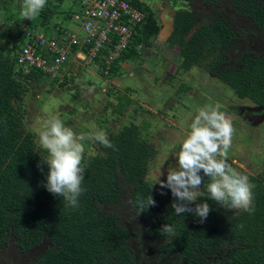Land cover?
<instances>
[{"label": "trees", "instance_id": "trees-1", "mask_svg": "<svg viewBox=\"0 0 264 264\" xmlns=\"http://www.w3.org/2000/svg\"><path fill=\"white\" fill-rule=\"evenodd\" d=\"M184 1L192 8L174 14L169 38L175 37L172 40L178 44L185 66L198 58V48L203 45L209 52L218 51L220 56H227L232 50L235 31L228 26L225 11L216 7L219 3L234 6L237 13L258 27L263 23L264 13L256 0ZM197 4L211 8L196 11ZM54 9L56 7L52 9L45 5L37 23L34 20L23 22L32 27L44 26L45 16L50 19L56 14ZM194 15L203 16L204 23L192 33H187L195 20ZM148 23H151L150 28ZM156 24L146 12L144 23L136 31L139 34L146 32L148 36L156 31ZM15 32L16 38L10 48L12 54H0V245L12 232L24 250L36 246L43 238L50 244L32 264H131L134 253H130L129 245L125 243L128 235L125 219L129 218L127 212L131 209L140 211L138 199L146 201L150 195L156 206H149L139 214L152 216L154 222L149 230L143 229V237H165L160 232L164 224L174 226L179 234L157 250L161 255L176 254L184 264H205L202 260L209 257L206 254L216 251L227 239L216 237L221 231L216 226L220 225L226 226L230 237L243 245L230 254L226 263L264 264V172L258 177H248L255 185L253 213L235 214V210H226L207 199L205 193L196 203L207 202L212 210L200 223L199 217L193 214L176 215L171 207L174 201L172 194L142 181L143 159L151 150L139 143L134 134L129 136L128 129L127 133L109 136L115 150L100 145L97 148L102 153L83 159L86 170L82 187L85 190L79 197L78 208L65 207L61 197L49 193L43 187L47 165H43V172L37 168L44 157L33 150V134L24 132L20 126L12 113L11 100L24 92L22 79L46 85L54 83L32 68L24 70L16 66L13 56L21 35L18 28ZM184 33L187 34L186 39H182ZM131 55L137 56L133 48L124 53L125 58ZM205 67L210 75L238 97L247 98L264 108V58L245 57L238 66H232L222 58L221 62L210 61ZM64 80L63 76L60 83ZM116 99L117 103L112 107L120 113L129 100L121 96ZM16 108L19 109L18 106ZM116 183L125 186L124 196L123 188ZM201 190H204L203 186ZM119 202L126 212L118 207ZM189 207H195V203ZM121 213H126L125 219Z\"/></svg>", "mask_w": 264, "mask_h": 264}, {"label": "rangeland", "instance_id": "rangeland-1", "mask_svg": "<svg viewBox=\"0 0 264 264\" xmlns=\"http://www.w3.org/2000/svg\"><path fill=\"white\" fill-rule=\"evenodd\" d=\"M256 1L264 13V0ZM21 3L22 0H0V54H12L10 48L16 38L15 31L26 21L19 17ZM68 4V1H63L60 8L64 9ZM142 6L157 23V29L148 36L146 32L135 35L132 48L137 56L120 59L122 62L117 71L102 75L97 67H86L79 61H72L76 65L70 67L69 60L58 77L64 76L62 83L46 85L40 81L21 80L24 92L19 98L11 100L12 113L18 118L24 132L33 134V150L41 158L47 155L39 146V131L42 122L52 115L60 118L77 134L102 129L110 139V135L127 133L130 129L129 136L134 134L139 143L151 150L143 159L142 181L161 188L157 182L166 178L167 170L176 167L175 154L197 110L207 103L218 102L223 105L222 110L226 109L235 116L233 126L236 131L227 162L248 177L261 175L264 172V108L247 98L238 97L210 75L205 65L210 61L221 62L222 58H226L232 66H238L245 57L264 58V17L261 27H258L249 18L237 13L234 6L219 3L216 7L225 11L227 24L235 31L232 50L227 56H220L218 51L209 52L207 46L203 45L198 48V58L185 66L178 44L172 40L175 37L169 38V34L174 14L190 11L192 6L184 0H143ZM208 8L211 6L197 4L195 9L207 11ZM48 17L46 15L42 21L48 30L51 23L58 22L72 31L77 30L76 21L58 14L50 19ZM39 18L34 21L37 23ZM194 19L187 33L199 28L205 18L194 15ZM150 25L147 24L148 28ZM186 35L184 33L182 39H186ZM118 96L129 100L120 113L112 107L117 103ZM84 143V158L102 153L97 148L100 144ZM204 179L206 184L207 177ZM117 184L123 188L124 196L125 186ZM164 189L171 194L169 189ZM118 207L123 209L124 206L119 202ZM122 211L126 212L124 209ZM137 213V209H131L126 219V213H121L128 228L125 243L129 245L130 253H134L131 264H184L176 254L161 255L157 252L168 243L166 237H143V229L149 230L154 220L152 216ZM216 229H221L216 237L227 239L216 251L206 254L209 257L202 261L205 264H234L225 261L243 245L230 237L226 226L217 225ZM49 247L50 244L43 238L36 246L24 250L10 232L0 245V264H31Z\"/></svg>", "mask_w": 264, "mask_h": 264}, {"label": "clouds", "instance_id": "clouds-1", "mask_svg": "<svg viewBox=\"0 0 264 264\" xmlns=\"http://www.w3.org/2000/svg\"><path fill=\"white\" fill-rule=\"evenodd\" d=\"M46 3L47 0H22L19 5L20 20H35ZM222 109V104L212 102L197 110L175 154L176 167L167 170L166 178L157 182L161 189L171 191L174 197L171 207L176 215L190 213L199 217L200 223L207 219L212 210L207 202L196 203L205 193L207 199L226 210H235V214L255 211V185L248 176L227 162L236 131L233 126L235 116ZM85 141L115 150V145L104 130L77 134L55 115L45 119L39 131V146L47 153L37 164L41 172L44 164L48 168L43 187L54 196L61 197L65 207L70 209L79 207V197L85 190L82 187L86 170L83 163ZM204 177L208 179L206 185ZM191 203H195V207H189ZM138 206L140 211L137 215L149 206H156V201L148 195L146 201L138 199ZM160 232L167 240L179 235L175 227L169 224L162 225Z\"/></svg>", "mask_w": 264, "mask_h": 264}, {"label": "built area", "instance_id": "built-area-1", "mask_svg": "<svg viewBox=\"0 0 264 264\" xmlns=\"http://www.w3.org/2000/svg\"><path fill=\"white\" fill-rule=\"evenodd\" d=\"M63 1L69 4L61 9ZM141 3L143 0H47L46 6L56 7V14L76 21L77 30L60 22L51 23L49 30L46 25L32 27L22 22L14 62L24 70L32 68L51 83L62 81L58 77L69 60L70 67L76 65L72 61H79L97 67L102 75L112 74L133 47L136 29L145 21Z\"/></svg>", "mask_w": 264, "mask_h": 264}, {"label": "flooded vegetation", "instance_id": "flooded-vegetation-1", "mask_svg": "<svg viewBox=\"0 0 264 264\" xmlns=\"http://www.w3.org/2000/svg\"><path fill=\"white\" fill-rule=\"evenodd\" d=\"M208 9H209V8H208ZM203 23H204V22H203ZM36 259H37V258H36ZM36 259H35V260H36ZM35 260H34V261H35ZM34 261H32V263H33ZM32 263H31V264H32Z\"/></svg>", "mask_w": 264, "mask_h": 264}]
</instances>
